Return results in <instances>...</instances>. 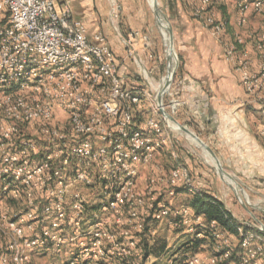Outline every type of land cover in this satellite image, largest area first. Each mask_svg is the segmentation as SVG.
Returning a JSON list of instances; mask_svg holds the SVG:
<instances>
[{
    "label": "built area",
    "instance_id": "2783aa9c",
    "mask_svg": "<svg viewBox=\"0 0 264 264\" xmlns=\"http://www.w3.org/2000/svg\"><path fill=\"white\" fill-rule=\"evenodd\" d=\"M187 1H196L193 14L203 27L225 40L229 23L212 0ZM233 1L243 29L224 41V58L261 114L264 139V21L244 30L252 13L264 17V0ZM110 7L119 19L118 1ZM138 35L122 41L142 69L134 51ZM142 73L146 83L148 72ZM156 96L143 84L129 86L107 36H89L69 1L0 0V237L8 238L0 262L9 255L13 264H27L34 255L66 252L67 264H144L136 257L138 235L171 220L180 234L202 239L200 230L210 233L209 264H264V233L241 225L230 234L141 186V165L171 140ZM142 104L150 115L138 126ZM179 105L164 100L173 116ZM166 183L173 200L182 188L199 192L185 169H175ZM178 258L200 263L197 254Z\"/></svg>",
    "mask_w": 264,
    "mask_h": 264
},
{
    "label": "crops",
    "instance_id": "0c3cea01",
    "mask_svg": "<svg viewBox=\"0 0 264 264\" xmlns=\"http://www.w3.org/2000/svg\"><path fill=\"white\" fill-rule=\"evenodd\" d=\"M67 1L75 18L86 25L89 36L98 31L107 36L109 45L120 63L121 75L130 81L132 72L128 68L130 63L128 54L126 55L128 49L122 39L129 37L132 32L139 34L134 39V51L143 63L153 46L149 34L137 29L139 25L135 24L138 18H142L141 12L132 14L127 8L124 9L123 35L120 31L112 33L109 26L103 25V30L101 29L99 24L101 20L98 19L100 15H97V18L92 15L94 14L91 11L92 0ZM93 2V5L95 4L93 8L99 13V7L96 6L99 0ZM213 4L223 6L219 11H224V14H221L230 21V34L226 35L223 41L213 37L203 27L202 22L195 18L193 12L197 5L196 1L165 0L168 18L174 29L175 47L180 58V66L168 100L174 99L180 103L177 119L207 143L221 161L233 165H236L234 161H238L237 171L247 176L250 175L248 172H252L257 180H262L264 177V139L260 134L262 117L258 109L250 103L234 66L224 58V41L231 40L233 31L238 28L237 3L233 0H217ZM110 21L112 22V17ZM251 23L252 19L248 26H251ZM133 84L142 85L141 82ZM153 161H164L163 155L156 152ZM243 166L248 170L245 171ZM144 167L147 165H141V168ZM142 180L140 171L141 186L144 185ZM187 195L189 198L190 195ZM185 206H189L188 201Z\"/></svg>",
    "mask_w": 264,
    "mask_h": 264
},
{
    "label": "rangeland",
    "instance_id": "374dc122",
    "mask_svg": "<svg viewBox=\"0 0 264 264\" xmlns=\"http://www.w3.org/2000/svg\"><path fill=\"white\" fill-rule=\"evenodd\" d=\"M117 1L122 9L119 15V19L112 18V22L110 21L111 16L109 12L111 8V0H99V2H97L96 6L99 7V13H96V8H93V6L95 7V4L93 5L94 2L92 0L91 11L94 12V14L92 13V15H95L96 18L100 15L98 19L101 20L99 21V24L102 30L103 25H105V27L109 26L111 28L112 33L117 31H120L122 33L124 31V20L122 18L124 9L127 8V10L130 11L132 14L136 12L138 13L139 11L141 12V14L143 15L142 18H138L137 21H135V24L139 25L137 29H141L143 32L149 34L150 38L152 39L153 46L151 49V53L145 56L144 63L138 56L137 58L140 65L142 66V69L147 70L149 79L146 80V83L145 81L143 82L144 76L142 73V69L138 67V65L134 62L131 57L129 58L130 63L128 64L129 71L132 72V74H130L131 80H126L129 83L130 87L135 86L133 82H141L144 87L147 88L150 92H152V94L155 96L157 94L155 87L161 82H163L164 78L167 75V52L169 51V46L168 44H166V38L164 36L165 31L158 26L156 17L154 15L149 0ZM158 1L160 8L168 17L165 6V0ZM212 2L215 3L217 2V0H212ZM222 8L223 6L221 5L213 4V10H216L217 13H219L220 17L225 19L230 26V21L228 20V18L222 15L224 14V11H219L222 10ZM250 17L252 19L251 27H257L260 23L264 21V17L253 13L250 15ZM237 27L238 28L235 31H241L243 29L238 26V24ZM247 27L248 28L244 27V30L249 29L250 26ZM229 28L227 29V35L230 34ZM235 31H233V33ZM127 54L128 53H126V55ZM174 81L175 78L173 82ZM164 100L167 101L168 96H165ZM145 108H148V106L146 105ZM174 117L177 119L176 115ZM159 153L163 155L164 161H152L150 164L147 165V167H140L143 179L142 183L144 184L143 188L151 185L154 191L152 195L156 199L161 200L162 203H167L169 202V200H171L170 204L174 208H179L182 205L185 206L187 201L189 202L190 197L188 198L187 194L190 193L187 191L185 193L184 191L180 192V190H182L183 188L179 190L178 195L174 200L168 198L165 195V186H167L166 181L170 178L171 173L175 169H185L188 173V177L192 180L197 189L202 192H207L219 201H221L224 204L225 208L235 216L234 218L238 223H240L241 225H245V227H247L251 231L260 233L262 232L260 223L255 220V218L250 214V212L264 224V177H262V180H257L256 177L251 174L252 172H248L250 173V175L248 176L250 178H253L249 179L247 174L244 175L243 173L237 171V167H239L236 166L237 163H239L238 161H234L236 165H233L231 163L226 164L224 163V161H221V159L218 157L224 170L228 174H230V176L233 177L235 182L238 183L239 189L247 193L248 198L245 197L244 194H242L241 198L245 203H247V205H249L248 203L251 204L248 207L250 212H248L241 205L240 200L236 197V194L233 188L228 183V180H224L221 178L212 158L190 136L186 135L183 132L172 129L170 143H168V145L164 149L160 150ZM243 167L245 171L248 170L245 166ZM230 182L231 184H233L232 181ZM233 187H235V185H233ZM172 222L173 221L170 220L161 224H150L148 225L147 230L144 231L141 236L137 234L138 237L141 238V243H143L144 245V242L147 241L150 247L148 250L149 254L146 256L144 264H171L173 261L175 264H183V260H178V257H181V255L183 254H189L190 256L193 254H197L200 258L199 264H209V260L214 254V246L212 245V243L210 242L201 246L200 248H198L197 252L187 251V249L184 247L188 243V240L190 239L189 236L191 235L180 234L182 229L174 227V225H172ZM2 236L4 237V235ZM3 237H0V254L6 255L7 252L5 248L7 246L6 243L8 238ZM162 246L165 247L163 250L160 251ZM233 246H238V242L235 239L233 240ZM154 248H157L159 250L158 254L152 252ZM143 251L144 250L142 246L140 251H136L137 260L140 261V259H142L141 256ZM69 253L70 251L68 252V254ZM7 257V262H0V264L14 263L10 260L9 255H7ZM67 259L68 255L66 254V252L63 254L62 258L56 256L55 253L48 252L42 255L32 256L30 262L27 264H67ZM116 264H119V262L117 261Z\"/></svg>",
    "mask_w": 264,
    "mask_h": 264
},
{
    "label": "water",
    "instance_id": "95a60500",
    "mask_svg": "<svg viewBox=\"0 0 264 264\" xmlns=\"http://www.w3.org/2000/svg\"><path fill=\"white\" fill-rule=\"evenodd\" d=\"M151 7H152L154 15L156 17L158 26L161 29H164L166 31V33L168 35V42H169V52H167V64H168L167 75L164 78L163 84H162V86H161V88L158 91L157 96H156V101H157V104H158V107L160 110V114L165 119L166 123L168 124V126L170 128L174 129L173 127L176 126L177 131L183 132L186 135L190 136L200 147H202L208 153V155L214 161L216 168L218 170V173L222 179H224V180L230 179V180L234 181L233 177L230 176V174H228L224 170V168L220 162V159L218 158L215 151L207 143H205L199 136H197L193 131H191L188 127L181 124L171 113H169L166 110V108L164 106L165 96L170 93L173 80H174L176 72L179 68V57H178L177 52L175 50L174 29H173V26H172L169 18L166 16V14L160 8L158 0H153V4L151 5ZM236 184L238 186V189H236L232 185H230V186L233 188V190L236 194V197L240 200V203L243 206V208L246 209L248 212H250L248 207L251 204L248 203L249 205H247V203H245L242 200L241 196L244 193V191L239 189V185L237 182H236ZM250 214L255 218V220L258 223H260L261 230L264 233V224L261 221H259L251 212H250Z\"/></svg>",
    "mask_w": 264,
    "mask_h": 264
},
{
    "label": "trees",
    "instance_id": "16d2710c",
    "mask_svg": "<svg viewBox=\"0 0 264 264\" xmlns=\"http://www.w3.org/2000/svg\"><path fill=\"white\" fill-rule=\"evenodd\" d=\"M149 116V111L145 106L142 105V107L136 111L135 113V123L138 126L144 125L146 119ZM186 191L184 189L180 190ZM190 200L188 202V205L193 208L197 215L202 216L206 223L210 222H216L222 230L229 232L230 234H238V229L241 227V224L236 221L233 214L228 211L224 204L216 199L214 196L210 195L207 192H196L194 194H189ZM198 234H202V239L194 236H189L188 243L184 248L187 249V251H194L197 252L198 248L201 246L212 243V236L210 233L205 229H202L198 232ZM143 248L142 253V259H140L141 263H144L146 256L149 254V244L147 241L140 244ZM140 246V248H141ZM165 246H162L160 251L164 249ZM159 250L157 248H154L152 252L155 254H158Z\"/></svg>",
    "mask_w": 264,
    "mask_h": 264
},
{
    "label": "bare ground",
    "instance_id": "6f19581e",
    "mask_svg": "<svg viewBox=\"0 0 264 264\" xmlns=\"http://www.w3.org/2000/svg\"><path fill=\"white\" fill-rule=\"evenodd\" d=\"M149 2H150V5H152L153 4V0H149ZM164 30V29H163ZM165 31V30H164ZM163 32V31H162ZM166 33V31L164 32V36H165V40H166V44H168V46H169V43H167L168 42V40H167V38H168V36L165 34ZM169 52V51H168ZM162 84H163V82H161L159 85H157L155 88H156V91H159L160 90V88H161V86H162ZM174 128V130H177V127L176 126H174L173 127ZM230 181H232V183L233 184H231V182ZM228 183L230 184V185H235V188L236 189H238V186H237V184H236V182L235 181H233V180H230V179H228ZM244 195H245V197H247L248 198V195H247V193H243Z\"/></svg>",
    "mask_w": 264,
    "mask_h": 264
}]
</instances>
